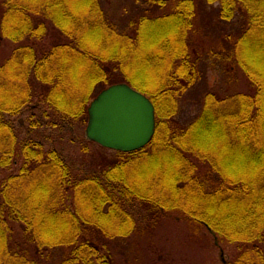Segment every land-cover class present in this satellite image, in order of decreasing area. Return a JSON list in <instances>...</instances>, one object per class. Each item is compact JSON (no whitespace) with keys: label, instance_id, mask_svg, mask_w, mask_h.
<instances>
[{"label":"trees","instance_id":"16d2710c","mask_svg":"<svg viewBox=\"0 0 264 264\" xmlns=\"http://www.w3.org/2000/svg\"><path fill=\"white\" fill-rule=\"evenodd\" d=\"M176 1L173 13L140 15L122 28L100 0H0V34L19 45L0 65V173L20 164L0 184V264H114L116 241L151 233L172 212L207 229L216 246L243 249L222 264H264V72L246 52L257 46L264 54V0H206L220 4L223 21L243 13L246 28L223 58L242 70L254 94L219 99L207 92L191 121H174L173 133L155 131L142 149L107 157L86 140L72 159L47 148L41 133H17L8 120L38 94L53 111L50 124L59 118L85 127L90 101L113 81L131 85L126 75L139 74L145 63L177 57L183 70L167 73L157 91L171 100L172 122L180 86L199 77L186 58L193 1ZM46 22L56 32L49 51L20 46L45 36ZM127 25L135 27L136 41L166 47L165 56L131 52L137 46ZM159 29L167 36L154 40ZM28 127L38 122L30 119ZM89 144L100 150L90 152Z\"/></svg>","mask_w":264,"mask_h":264},{"label":"rangeland","instance_id":"374dc122","mask_svg":"<svg viewBox=\"0 0 264 264\" xmlns=\"http://www.w3.org/2000/svg\"><path fill=\"white\" fill-rule=\"evenodd\" d=\"M152 1L155 3L146 0H100V3L110 19L124 28L130 19L132 22L134 20L136 22V18L140 15L145 14L146 17L153 19L173 13L176 9V0H161L162 3H158L159 0ZM192 1L194 11L191 20L192 26L187 31L186 36V58L190 62L196 63L199 77L191 84L184 82L180 86L185 89L177 93L178 113L175 119L173 117V121L170 120L169 122L166 115V110L170 109L171 100L162 99L157 91L160 83L165 81L163 78L167 73L174 72V68L179 71L183 70L184 65L181 64L179 58L176 57L177 59L174 60L173 57L171 63L169 60L162 64L153 62L151 66L145 63L140 68L139 74L126 75L131 85L119 80L113 81V84L124 83L140 93L145 92L142 94L148 99L150 97L155 98V131L159 135L173 133L171 128L174 126V121L178 125L180 123V126L191 121L200 111L204 95L207 92L213 93L219 99L235 94L253 95L255 92V88L249 83L242 70L223 58L227 56L231 49V43L240 34L241 29L246 28L243 13L236 12L233 19L227 22L219 19L220 4L218 2L209 4L206 0ZM1 15L2 9L0 10V17ZM45 25L48 28L45 36L38 40H30L28 43H21L20 46L29 45L44 52L49 51L56 38V32L51 23L46 22ZM123 31L125 32V29ZM134 31V26L127 25V36L130 38L129 40L133 41L131 43H135L137 46L131 52L140 56L156 53L165 56L166 47L153 49L150 46V41L140 43V41H136L138 37ZM162 33L160 29L155 30L151 37L154 40H162L167 36V33ZM147 38V34L142 35L143 40ZM18 46L10 44L0 34V65L11 56ZM246 52L250 53L252 58L254 56V59H257L256 65L264 72L263 51L256 46ZM189 70L190 68H188ZM181 82L182 79H178L175 87L178 88ZM35 97L21 109L20 113L8 118L14 129L17 130V133H41L44 137L42 141L47 148L61 149L72 159H78L77 145L80 141L87 140L85 137L86 126L84 127L79 122L73 123L69 119L59 121V118L55 125L54 122L50 124L51 119L54 118L52 109L43 104L38 94ZM30 119L31 122H38L37 128L30 127L29 130ZM89 145L90 152L100 150L96 145ZM101 151L107 157H111L113 154L112 150L104 149ZM19 165L17 162L8 171L0 173V184L7 174H16ZM161 167L166 173L172 169L169 164H164ZM242 250L237 244H219L216 246L213 236L207 229L172 212L166 213L151 233L116 241L113 256L114 264H222V262L232 263Z\"/></svg>","mask_w":264,"mask_h":264},{"label":"water","instance_id":"95a60500","mask_svg":"<svg viewBox=\"0 0 264 264\" xmlns=\"http://www.w3.org/2000/svg\"><path fill=\"white\" fill-rule=\"evenodd\" d=\"M85 137L105 149L129 153L147 146L155 132L154 106L124 83L113 84L90 102Z\"/></svg>","mask_w":264,"mask_h":264}]
</instances>
